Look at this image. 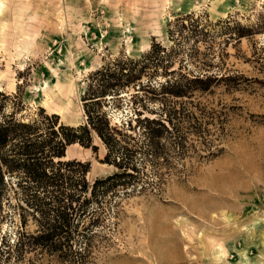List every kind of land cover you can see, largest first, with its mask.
Wrapping results in <instances>:
<instances>
[{"label": "rangeland", "instance_id": "rangeland-1", "mask_svg": "<svg viewBox=\"0 0 264 264\" xmlns=\"http://www.w3.org/2000/svg\"><path fill=\"white\" fill-rule=\"evenodd\" d=\"M0 4V91L19 94L20 103L7 100L4 108L17 107L16 120L41 109L63 125L84 124L82 98L93 72L119 59L147 70L121 96L90 109L100 107L125 135L139 133L143 117L166 112L185 138L181 155L164 150L154 161L157 181L146 166L141 189L101 200L114 214L104 216L83 258L38 251L20 264H264V0ZM185 15L200 16L203 35L186 37L191 20L176 21ZM151 43L163 48L164 68L139 59ZM90 138L93 150H66V159L88 163L89 183L116 171L103 162L100 140ZM13 219L1 227L10 241L17 213ZM25 229H35L28 217Z\"/></svg>", "mask_w": 264, "mask_h": 264}, {"label": "trees", "instance_id": "trees-1", "mask_svg": "<svg viewBox=\"0 0 264 264\" xmlns=\"http://www.w3.org/2000/svg\"><path fill=\"white\" fill-rule=\"evenodd\" d=\"M192 18V15H185L176 21L191 20L186 37L203 35L200 16ZM155 48L157 46L151 43L148 51L139 57L140 60L149 59L153 70L169 63L163 59V48ZM125 60L134 65L140 62ZM111 61L113 63L93 70V78L82 98L85 123L75 127L58 122L55 114H42L41 109L34 119L18 121L14 117L17 107L8 112L4 108L7 100L20 103L19 94L6 95L0 91V264L29 263L25 255L38 251L61 259L70 254L83 258L90 251L91 238L100 233L104 216L114 214L102 206L101 200L104 201L107 194L141 189L137 183L141 182V176L147 178L143 171L146 166L156 179L157 174L151 166L164 150L173 156L182 154L184 135L166 112L156 118L143 117L138 120L140 132L125 135L108 125L100 107L90 109L92 104H99L100 98L121 96L118 90L140 80L147 70V67L125 68L119 59ZM165 85H172V82ZM146 86L153 88L150 84ZM134 112L137 119L139 111ZM91 133L105 148L103 162L116 171L89 183L86 180L88 163L66 159V150L73 144L93 150ZM11 179H14L13 184ZM15 213L18 221L10 241L9 232L1 227L13 223ZM27 217L35 227L31 233L25 229Z\"/></svg>", "mask_w": 264, "mask_h": 264}, {"label": "bare ground", "instance_id": "bare-ground-1", "mask_svg": "<svg viewBox=\"0 0 264 264\" xmlns=\"http://www.w3.org/2000/svg\"><path fill=\"white\" fill-rule=\"evenodd\" d=\"M0 13H1V4H0Z\"/></svg>", "mask_w": 264, "mask_h": 264}, {"label": "built area", "instance_id": "built-area-1", "mask_svg": "<svg viewBox=\"0 0 264 264\" xmlns=\"http://www.w3.org/2000/svg\"><path fill=\"white\" fill-rule=\"evenodd\" d=\"M86 32H88L87 30H86ZM104 33V32H103ZM84 34V33H83ZM102 36V35H101Z\"/></svg>", "mask_w": 264, "mask_h": 264}]
</instances>
